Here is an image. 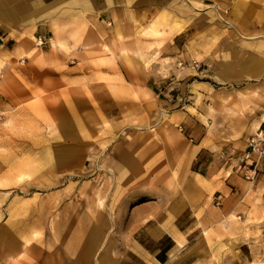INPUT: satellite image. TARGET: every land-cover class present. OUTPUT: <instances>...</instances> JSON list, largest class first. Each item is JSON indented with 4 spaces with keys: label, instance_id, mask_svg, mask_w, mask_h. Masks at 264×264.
Segmentation results:
<instances>
[{
    "label": "rangeland",
    "instance_id": "rangeland-1",
    "mask_svg": "<svg viewBox=\"0 0 264 264\" xmlns=\"http://www.w3.org/2000/svg\"><path fill=\"white\" fill-rule=\"evenodd\" d=\"M14 1L0 0V27L11 32L21 21ZM229 1H176L197 10L201 19L199 33L195 28L188 32L194 35L181 58L161 55L170 52L172 36L183 24L149 26L145 37L141 31L139 40L134 39L139 55H130L129 46L122 50L134 67L130 72L140 78L141 85L134 88L120 86L115 71H104V59L90 60L97 68L92 79L116 83L107 87L112 95L139 104L133 108L132 101H125L133 112L117 118L103 116L87 85V52L109 47L87 35L76 37L80 43L68 64L78 68L71 69L39 59L37 46L42 43L33 32L21 39L23 53L10 57L0 31V264H70L68 254L77 259L84 248L79 239L70 246L69 240L83 232L80 227L90 207L96 221L100 215L94 207L108 212L107 238L114 241L115 222L127 219L121 209L142 199L123 204L124 198L117 197L127 192L118 190L122 159L162 156L163 148L148 150L147 145L154 141V147L162 146L166 140L203 143L210 148L203 152L205 160L217 157L231 163L225 176L234 168L247 182L249 190L235 199L240 211L221 218L207 237L217 233L220 259L231 254L236 264H264V158L254 180L245 178L241 162L250 137L264 131V0ZM29 35L34 36L32 50L26 47ZM48 42L56 50L71 49L67 39ZM178 112L186 117L178 118ZM133 168L129 174L136 175L127 176V184L145 186L147 182L134 179L146 167ZM178 171L173 173L176 180ZM173 185L172 191H181L182 181L169 187ZM109 243L97 248L96 258L113 252Z\"/></svg>",
    "mask_w": 264,
    "mask_h": 264
},
{
    "label": "crops",
    "instance_id": "crops-1",
    "mask_svg": "<svg viewBox=\"0 0 264 264\" xmlns=\"http://www.w3.org/2000/svg\"><path fill=\"white\" fill-rule=\"evenodd\" d=\"M176 1L15 0L13 7L21 21L13 27L12 32L3 27H0V31H3V45L10 57H14L18 52L23 53V50H19L23 36L33 32L36 39L42 41V44L37 46L39 59L45 60L48 64L55 63L53 61L61 62L71 69L78 68L68 64L69 58H75L76 42L77 45L80 43L75 41L76 37L84 39L87 35V38L109 47L105 51L87 52V85L93 93L91 95L93 101L101 104L103 116L117 118L129 111L133 112V109L126 106L125 101H132L133 108H137L139 104L133 99L117 98L112 95L107 87L117 85L116 83L92 79L97 68L91 65L90 60L104 59L108 66L102 69L115 71L117 79L121 82L120 86L141 85L140 78L130 72L134 67L129 65V57L124 55L122 50L129 46L127 51L130 55H139L140 46L134 43V39L139 40L141 31L145 37V31L149 26L157 28L167 23L171 27L174 22L183 24L184 29L179 26L180 31L172 36L170 52L164 51L161 57L164 55L168 57L169 54L171 57L173 55L183 57L189 39L194 35V32L191 34L188 32L195 28V33H199L198 22L201 19L197 15V10L189 11L187 6L176 4ZM211 1L221 5L227 3V0ZM204 5L206 8H213L212 5ZM24 23H27L25 28ZM23 30H26V33ZM57 37L67 39L71 49L69 51L54 49L48 40ZM33 39L34 36H28L26 47L29 50L33 49ZM79 49L82 48L79 46ZM22 59L28 63V59ZM156 67L157 65L154 68ZM175 116L181 119L186 117L183 112H178ZM171 132L174 137L181 140L180 134L173 130ZM154 144H156L154 141L148 143L147 149L163 148L162 156L141 159L135 155L122 159L124 172L121 174L123 178L118 181V190L124 189L127 192L124 196L117 197H121V200L124 198L123 204L127 202L126 199H142L133 206L126 205L127 210L121 206L123 208L120 214L127 215V219L115 222L114 241L107 238L108 229L111 228L107 221L108 212L103 209L98 211L94 207L95 215H100L96 221L92 218L90 207L83 219L86 221L84 227L82 225L80 227L83 232L75 233L68 244L70 246L79 239V244L85 250L79 252L77 259L68 254L70 264H236L235 257L231 254H223L222 259L219 258L217 251L221 245L220 239L217 233L209 238L207 234L222 223L218 222L221 218L240 211L241 205H236L235 199L245 195L249 190L247 182L238 177L234 168L225 176L224 172L228 171L227 166L231 163L224 164L217 157L205 160L202 157L203 152L209 151L210 148L203 143L190 146L187 141L181 140L174 144L166 140L162 146L157 144L154 147ZM211 154H214L213 151ZM136 165L139 168L144 165L146 168L134 182L141 179L147 182L145 186L127 184L130 181L128 177L136 175L129 174V171H134L133 167ZM175 171H178V180L173 178ZM143 175L147 176L141 178ZM176 181H182L181 191L170 189L176 187V185L169 187L171 182ZM219 196L221 198L217 200ZM127 203L130 204V201ZM223 230L228 229L223 226ZM92 233L98 235L92 236ZM224 240H221L222 243ZM108 243L115 247L113 252L108 254L106 251L101 257L96 258L97 248Z\"/></svg>",
    "mask_w": 264,
    "mask_h": 264
},
{
    "label": "built area",
    "instance_id": "built-area-1",
    "mask_svg": "<svg viewBox=\"0 0 264 264\" xmlns=\"http://www.w3.org/2000/svg\"><path fill=\"white\" fill-rule=\"evenodd\" d=\"M42 43V41H40ZM183 66V63L180 64ZM256 157L253 159V157ZM264 158V131L260 130L250 137L248 140V149L241 162L244 164V176L247 180H254L257 175V168L260 161ZM252 161L250 165L252 168H249V161ZM254 165V166H253ZM220 196L217 197V200H220Z\"/></svg>",
    "mask_w": 264,
    "mask_h": 264
}]
</instances>
